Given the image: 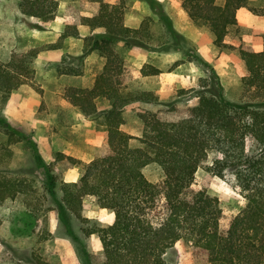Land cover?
Wrapping results in <instances>:
<instances>
[{
	"label": "trees",
	"instance_id": "1",
	"mask_svg": "<svg viewBox=\"0 0 264 264\" xmlns=\"http://www.w3.org/2000/svg\"><path fill=\"white\" fill-rule=\"evenodd\" d=\"M119 1L116 5L100 0L92 16L80 19L82 29L104 30L86 37V48L103 58L104 64L91 88L74 86L65 93L81 113L99 117L98 123L108 133L107 142L96 158L80 163L77 181L60 180L57 189L56 177L38 156L48 177L54 214L50 208L34 205L35 200L45 198L43 193L37 194L35 179L18 177L9 168V145L25 139V135L0 115V206L21 198L27 207L23 226L32 227V232L43 227L38 242L45 243L51 233L47 230L50 219L56 218L68 231L70 224L63 213L85 221L80 214L83 198L94 196L99 207L112 214V221L107 227L81 230L84 236L96 233L102 249L97 260L85 255L86 246L81 244L79 255H85L86 264H174L171 255L178 240L189 245L190 264H264V36L261 51L239 46L247 73L240 78L242 94L237 101L201 91L195 105L178 110L150 91L127 86L133 76L124 65L120 46L142 45L152 35L124 24L121 6L125 0ZM179 1L194 25L208 29L215 45L222 44L225 35L235 28L239 8L247 7L264 16V0ZM57 7L56 0L19 3L22 14L44 22L54 19ZM160 15L170 33L175 34L170 19L164 13ZM62 35L78 36L79 31L67 27ZM38 52L33 48L0 62V105L31 75V63ZM156 73L157 69L146 63L137 69L136 76ZM97 98L106 100L108 107L98 110ZM136 102L160 106L138 113L143 127L139 137L120 128L125 122L124 108ZM2 134L7 137L5 142ZM211 149L221 157L214 159L207 170L220 178L225 172L234 174V189L244 199L236 214L221 208L218 199L195 181V172ZM33 152L38 154L37 149ZM56 157L70 165L79 163L62 152H56ZM150 165L161 171L156 181L143 173ZM39 248L41 252L31 250L26 263L52 264L46 246Z\"/></svg>",
	"mask_w": 264,
	"mask_h": 264
},
{
	"label": "rangeland",
	"instance_id": "2",
	"mask_svg": "<svg viewBox=\"0 0 264 264\" xmlns=\"http://www.w3.org/2000/svg\"><path fill=\"white\" fill-rule=\"evenodd\" d=\"M20 1L0 0V62H6L12 55L33 48L39 49V52L31 63V75L19 86L26 91H13L0 105V115L14 129L25 135V139L9 145L12 152L9 168L18 177L34 178L37 194L41 196L43 193L45 196L35 200L34 205L41 209L50 208L55 214L46 170L38 156H41L50 173L56 177L55 189L60 180L75 182L70 179L75 176L79 178L80 163L85 161L63 152L79 163L70 165L61 161L56 157V152L61 151L47 142L48 121L53 119V113L49 115L48 112L55 100L54 93L61 92V96L69 102L65 97L66 90L74 86L91 88L102 69L104 60L95 52L88 51L86 37L103 33L104 30L98 28L88 31L79 26L83 16H92L95 13L100 0H56L58 7L54 19L48 22L22 14L19 9ZM102 1L120 4L119 0ZM121 7L125 25L140 28L152 35V39L146 40L142 45L132 43L129 46H120V51L124 54V65L133 76L127 86L150 91L159 101L170 102L178 110L195 105L201 91L219 96L221 94L233 102L240 98L241 76L237 74L236 66L240 57L239 46L231 43L215 45L208 29L194 25L179 0H125ZM161 13L170 19V28L175 34L172 35L168 25L160 19ZM67 27H77L79 35L63 36ZM234 30L235 28L231 32ZM146 63L157 69V73L143 78L137 77V69ZM95 102L98 110L108 106V102L103 99ZM159 107L138 102L127 105L124 108V123L132 121L134 126H137L136 122L142 125L137 117L138 113ZM62 119L65 121L61 128L65 135L64 141L67 150L73 155L82 152L83 136L92 130L103 129L98 123L99 117L87 116L73 105L63 114ZM1 139L5 142L6 135L2 134ZM33 149H37L38 154L35 155ZM220 157L221 154L215 149L208 150L206 161L195 172V181L210 196L218 199L221 208L236 214L242 208L244 199L234 189V174L225 172L220 178L207 170L214 159ZM143 173L151 181H156L161 176L160 169L153 165L146 166ZM91 203L93 202L87 196L83 198L80 214L85 221L68 212L63 213V217L70 224L68 231L60 226L56 218L50 219L47 230L51 233L45 243L38 242V238L43 237V227L32 232V227L23 226L27 221L24 211L27 207L21 198L4 203L0 206V264H28L25 261L27 255L31 250L41 252L39 246H46V256L52 264H62L61 257L68 264H86L85 255H92L100 260L102 249L96 251L89 245L92 233L84 236L81 230H91L95 226L107 227L109 224L103 226L95 215L86 217L82 214L85 206L91 208ZM85 212H88L87 209ZM63 234H68L67 238L60 237ZM55 239H58L57 249ZM81 244L86 246L82 258L79 255ZM174 248L171 255L173 263L190 264L189 245L178 240ZM69 251L74 257L69 256Z\"/></svg>",
	"mask_w": 264,
	"mask_h": 264
},
{
	"label": "crops",
	"instance_id": "3",
	"mask_svg": "<svg viewBox=\"0 0 264 264\" xmlns=\"http://www.w3.org/2000/svg\"><path fill=\"white\" fill-rule=\"evenodd\" d=\"M263 36H264V16H259L253 13L247 7H241L236 12V26L235 30L229 32L225 35L223 43H231L234 46L246 45L253 48L255 51H261L263 48ZM237 74L239 76H244L247 73L245 62L239 57L236 62ZM16 91L21 93L26 91L24 88H17ZM15 91V92H16ZM61 92L54 93L55 100L50 106L48 112L49 115L53 113V119L48 121L47 128V142L51 143L53 147H57L58 151H61L66 154H70L79 158L82 161L89 162L95 157L98 156L99 148L107 142L108 133L104 129L92 130L83 136V149L79 155H73L70 151L67 150V145L65 143V135L62 133V116L63 114L72 108V105L61 96ZM101 99L97 98L96 100ZM95 100V101H96ZM104 100V99H103ZM105 101V100H104ZM105 107H108L107 105ZM53 108V110H52ZM132 121L124 123L120 126L121 130L125 133L139 137L142 134L143 127L142 125L136 122L137 126L132 124ZM49 140V141H48ZM78 176L71 178V181H76ZM87 198L91 199L90 207H84L82 214L86 217L96 216V219L102 223L103 226H107L112 221V214L106 209L101 208L96 203V198L94 196H88ZM87 209L88 212H85ZM105 211V213H104ZM89 212H92L89 214ZM105 221V222H104ZM53 228V227H52ZM64 240V239H63ZM58 239H55L56 249L58 248ZM89 245L91 248L96 249V251L101 250L98 237L95 233H92L89 238ZM61 256V255H60ZM69 256L74 257L72 252L69 251ZM62 264H68L63 257H61ZM73 264H76L75 262Z\"/></svg>",
	"mask_w": 264,
	"mask_h": 264
}]
</instances>
